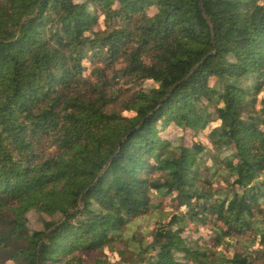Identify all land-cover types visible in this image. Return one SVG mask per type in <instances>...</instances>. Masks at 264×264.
Instances as JSON below:
<instances>
[{
	"label": "trees",
	"instance_id": "obj_1",
	"mask_svg": "<svg viewBox=\"0 0 264 264\" xmlns=\"http://www.w3.org/2000/svg\"><path fill=\"white\" fill-rule=\"evenodd\" d=\"M120 240L258 264L264 0H0V264H112L89 253Z\"/></svg>",
	"mask_w": 264,
	"mask_h": 264
},
{
	"label": "rangeland",
	"instance_id": "obj_2",
	"mask_svg": "<svg viewBox=\"0 0 264 264\" xmlns=\"http://www.w3.org/2000/svg\"><path fill=\"white\" fill-rule=\"evenodd\" d=\"M102 62H98L97 64L101 65ZM118 67L123 66V63H119L117 65ZM110 75H112L110 73ZM187 140H192V137L187 136ZM219 184V183H217ZM216 184V185H217ZM157 200L159 201H163L164 204L167 207H172L174 205H176L177 201L172 198V197H158ZM166 212H163L161 210L156 211L153 215L150 216L149 219V224L152 227V225L154 224V222H156V219H158L159 217H161L162 215H166ZM28 217H29V227L31 230H38V229H43L44 227V221L45 220H50L51 217L46 215V214H42L39 213L35 210H32L28 213ZM191 229L192 231H199V235L200 237L198 238L199 242H207V240L209 239V236L211 235V230L208 227H199L194 225L193 223L191 224ZM198 229V230H197ZM148 241L151 239L150 237L147 238ZM252 239V236L250 233H247L244 237H240L241 242L237 243L235 245V248L237 247L238 249H241V251H243V243L245 241L250 242ZM129 243V241H128ZM127 241L124 240H120L116 243L113 244L112 248L110 251H108V254H105V252H100L99 250L91 252L89 254H91L92 256H96V257H108L111 261L112 264H134L135 262V253L126 250L127 249ZM88 254V256H89ZM256 262L258 264H264V250L263 252H261L259 255H256Z\"/></svg>",
	"mask_w": 264,
	"mask_h": 264
}]
</instances>
